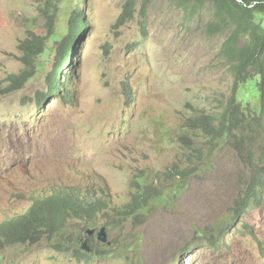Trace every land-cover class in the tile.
<instances>
[{
    "label": "rangeland",
    "instance_id": "rangeland-1",
    "mask_svg": "<svg viewBox=\"0 0 264 264\" xmlns=\"http://www.w3.org/2000/svg\"><path fill=\"white\" fill-rule=\"evenodd\" d=\"M126 1L0 0L3 85L25 67L22 41L31 32L49 36L32 78L0 95V220L12 213L8 208L29 207L49 183L71 181L74 172L90 174L97 196L104 192L112 204L123 205L136 191L135 175L164 172L184 157L189 117L219 110L230 95L233 77L219 57L226 33L209 32V2L199 8L152 0L145 8L139 0L122 18ZM77 7L88 25L73 69L64 72L70 73L71 96L50 97L48 79ZM51 14L55 29L48 25ZM259 18L264 23V14ZM239 92L259 106L253 83ZM257 147L264 148V137ZM211 159L177 198L173 189L162 202L154 200L145 219L116 209L109 226L100 215L69 218L64 232L5 244L0 264H264V191L239 217L234 205L249 167L226 145ZM101 228L106 241L99 238ZM77 249L88 255L79 260Z\"/></svg>",
    "mask_w": 264,
    "mask_h": 264
},
{
    "label": "trees",
    "instance_id": "trees-1",
    "mask_svg": "<svg viewBox=\"0 0 264 264\" xmlns=\"http://www.w3.org/2000/svg\"><path fill=\"white\" fill-rule=\"evenodd\" d=\"M138 1L127 0L121 17L130 15ZM151 1L143 0L142 6L146 8ZM175 1L183 6L195 4L199 8L206 2L212 5L214 19L208 23V30L212 34L226 33L219 57L233 77L230 95L220 101L219 110L189 117L183 124L185 132L182 138L188 145L184 157L164 172L147 170L135 175L133 182L136 191L130 201L121 206L112 204L104 192L96 195L97 183L90 174L74 172L71 181H61L56 186L49 183L39 190L30 199L29 207L22 210L8 208L12 213L0 220V248L11 242L35 243L43 237L64 232L69 218L91 221L100 215L106 218L104 220L109 226L114 218L111 214L113 209L129 219H145L154 200L162 202L173 189L172 196L177 198L188 187L192 177L207 170L212 163L213 152L225 145L239 152L251 172L236 199L235 212L241 217L256 201L261 200L264 191V148L259 151L257 144L264 137V23L262 18L258 19V14H264V0ZM47 17L48 25L55 29L54 15ZM84 17L83 7L73 10L70 32L64 34L61 40L56 70L48 79L50 84L47 94L50 97L55 92L67 98L71 96L68 81L70 73L64 72L65 69H73L74 51L88 25ZM31 34L20 44L24 69L11 75L7 85H3L0 80V95L22 88L35 74V59L45 51L46 38L49 36L35 32ZM246 82L253 83L259 93L258 107L240 98L239 91ZM168 179L173 180L171 190L167 186ZM58 246L63 248L62 245ZM69 249L65 245L63 250ZM75 253L79 260L88 255L81 249L75 250Z\"/></svg>",
    "mask_w": 264,
    "mask_h": 264
},
{
    "label": "water",
    "instance_id": "water-1",
    "mask_svg": "<svg viewBox=\"0 0 264 264\" xmlns=\"http://www.w3.org/2000/svg\"><path fill=\"white\" fill-rule=\"evenodd\" d=\"M99 238L102 239L103 241L107 240V237H106V234H105L103 228H101L100 231H99Z\"/></svg>",
    "mask_w": 264,
    "mask_h": 264
}]
</instances>
